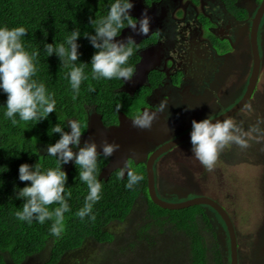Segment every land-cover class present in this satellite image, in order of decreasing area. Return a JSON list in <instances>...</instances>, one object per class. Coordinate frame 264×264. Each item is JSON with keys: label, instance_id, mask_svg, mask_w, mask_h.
Listing matches in <instances>:
<instances>
[{"label": "trees", "instance_id": "trees-1", "mask_svg": "<svg viewBox=\"0 0 264 264\" xmlns=\"http://www.w3.org/2000/svg\"><path fill=\"white\" fill-rule=\"evenodd\" d=\"M145 1L147 4L150 3V0ZM223 1L229 10L233 9L241 16L242 9H237L233 5L237 0ZM113 2L114 0H0V26H24L28 30L26 37L23 38L26 49L40 52L35 78L46 84L49 91L55 94L57 101L56 111L50 113L46 119L35 124L19 121L17 116L18 123L12 125L3 115L7 94L0 90V264H7V256L15 264H21L27 258L44 251H47V258L40 264H60L63 257L79 250L89 240L99 245H114L115 235L108 230V226L112 222L125 221L135 203L141 199H145L146 213L160 227V232L162 225H171L186 234L189 242L188 264H208L203 239L200 236L201 222L198 220L202 206L179 210H166L156 206L147 193L143 164L130 166L132 170L144 176L143 181L134 190L125 187L127 176L121 178L118 175L119 170L111 173L107 180L98 175L103 191L102 199L93 207V213L96 215L94 222L88 217L81 220L76 215L83 207L88 188L78 178L79 166H75L74 162L64 164L62 167L68 174L66 187L72 196L68 201L71 211L65 213V230L60 237L51 234V220L44 224L33 221L29 225L15 216V212L22 210L23 207V200L15 198L16 186L22 188L30 183L18 179L19 166L23 163L34 165L39 162L47 169L57 164L55 157L47 155V146L59 139L58 133L49 135L52 127L57 123L66 125V120L72 118L82 121L86 128L88 114L92 110L102 115L105 125L116 123L117 111H123L125 104L133 100L132 96L122 90L123 80L92 79L90 62L97 50L87 37L81 35L77 41L81 55L75 63L88 64L85 68L88 79L81 84L78 94L73 93L67 78L69 69L63 66L56 53L51 56L45 54L46 43L62 41L64 36L77 27L82 34L94 33L90 18L106 16ZM145 43L146 41L136 43L137 51L130 58L131 64L137 63L139 60L137 52ZM65 130L69 131V128L66 126ZM105 160L106 158L101 155L98 161L99 174ZM56 206L58 205H50L49 208ZM147 228L146 224L138 228L139 231L134 233L135 240L126 244L127 249L133 248L134 252L140 248V251L146 252L145 249L150 250L154 247L156 241L148 237ZM117 249L121 253L115 252L108 264H112L114 259L124 258L126 247L120 244L117 245ZM131 262L128 259L126 262L117 261L116 264H145L141 261Z\"/></svg>", "mask_w": 264, "mask_h": 264}, {"label": "clouds", "instance_id": "clouds-1", "mask_svg": "<svg viewBox=\"0 0 264 264\" xmlns=\"http://www.w3.org/2000/svg\"><path fill=\"white\" fill-rule=\"evenodd\" d=\"M133 8L134 0H114L106 16L90 18L94 33L84 32L82 34L77 27L64 36L62 41L55 40L53 43L45 44L46 56L56 53L63 66L69 69L67 78L74 94L80 92L81 84L88 79L85 72L88 64L75 63L81 55L77 43L81 35L87 37L97 50L90 62L92 79H116L127 82L134 77L135 65L139 60L135 65L129 61L137 51V42L132 36L126 39L116 38L121 37L122 30L128 27L138 35H148L151 28V17L145 10L140 18H136L131 14ZM26 33L28 30L24 26H0V90L7 94L3 115L11 121L12 125L18 123L17 116L19 121L36 124L56 111L57 105L55 94L49 91L43 81L35 78L39 63L37 58L40 52L26 49L23 39ZM166 106V101H161L158 111L164 112ZM89 112V114L98 113L93 110ZM154 119L155 113L145 111L142 114L137 113L132 124L134 127L149 129ZM66 126L70 131L65 130ZM84 131L82 121L77 119H67L66 125L57 123L51 128L49 135L58 133L59 139L47 146V155L56 158V166L44 169L39 162L34 165L23 163L19 166L18 179L30 183L22 188L16 186L15 189V198L23 200L22 210L15 212L18 220L26 221L29 225L33 221L44 224L51 220V234L56 237L63 234L65 213L71 211L68 201L72 193L66 187L68 174L62 166L69 162H74L75 166H79L78 178L88 188L83 207L76 215L81 220L85 217L93 222L96 220L93 207L102 199L103 191L101 180L98 179V161L101 155L105 158L111 157L120 145L105 140L99 145L101 150H98L95 141H86L81 147L80 141ZM253 133H260L261 136L258 138L264 139V129L258 125H252L248 131H245L242 124H237L230 117L219 120L211 115L200 121L194 119L190 133L191 151L201 165L210 171L225 148L230 149L233 144L241 150L249 148L248 137H251ZM125 174H127L125 184L127 189L134 190L144 179L142 174L130 169H122L118 173L121 178H124ZM50 205L58 206L50 209Z\"/></svg>", "mask_w": 264, "mask_h": 264}, {"label": "flooded vegetation", "instance_id": "flooded-vegetation-1", "mask_svg": "<svg viewBox=\"0 0 264 264\" xmlns=\"http://www.w3.org/2000/svg\"><path fill=\"white\" fill-rule=\"evenodd\" d=\"M169 1L172 0H150L149 4L144 3L145 7H154L155 9V13L151 11L149 14L155 23V27L150 30L145 38L137 42L139 44L146 41L137 53L139 56L142 51H146L149 56L148 62L152 66H149L145 80L123 81L122 89L128 91L133 100L125 104L123 111H117V122L105 125L101 118L103 125L108 128L118 126V114L120 112L132 119L137 113H142L144 110L161 114L166 121V129L169 135L165 139L163 138L164 140L158 141L153 138L149 142L147 159L160 147L175 141L192 130L194 119L200 121L211 115L214 118L223 115L242 98L247 84H241V80L242 77H245L248 83L253 64L250 38L253 20L262 3V0H252L253 9L251 10L248 5L245 7L239 4L240 0L235 1L234 7L242 9L240 16L233 9L229 10L223 0H197V2L181 0L177 4H172L171 10L166 11L165 5ZM211 6L215 9L214 12H211ZM143 9L145 10V8ZM256 39L260 55V71L256 87L248 102L256 93L262 70H264V12L259 19ZM241 58H243L242 64ZM137 70L136 66V73ZM242 89H244L243 92ZM220 91L223 92L218 96L217 93ZM226 91L227 93L229 91V96H227ZM221 97H226L225 100L229 103H224ZM213 99L222 100L214 106L212 105L215 101ZM161 101H166L167 106L164 112L160 113L158 107ZM238 112L230 118H233ZM189 140L190 138L175 143L173 147L154 159L153 168L157 195L171 202L205 197L213 200L225 210L226 207L222 204L223 198L218 190L203 191L198 187V184L189 183V181L185 185L170 186L172 188H165L166 190L160 189L158 179L160 167L170 159L182 164L181 158L186 157L188 153L187 149L182 148V146ZM80 146L84 145L80 143ZM109 160V157L106 158L101 172ZM139 164L144 165L146 172V163L141 162ZM139 164H135L132 159L128 160L130 170H132L131 165ZM193 185L197 186L193 187ZM200 206L202 208L198 220L201 222L200 236L203 239V247L208 257L207 263L220 264V249H218L216 238L221 234L224 245L225 243L227 245L224 252L228 255L224 257L225 264L226 262L231 264L228 231L222 217L209 205L201 204ZM225 212L234 227L238 264H241L243 257L241 255L240 259L238 249L240 234L230 210L229 212L225 210ZM262 236L258 254L256 252L257 255H260V261H264V234Z\"/></svg>", "mask_w": 264, "mask_h": 264}, {"label": "rangeland", "instance_id": "rangeland-1", "mask_svg": "<svg viewBox=\"0 0 264 264\" xmlns=\"http://www.w3.org/2000/svg\"><path fill=\"white\" fill-rule=\"evenodd\" d=\"M180 1H169L165 5L166 11L173 8L172 4H177ZM144 3L145 0H134V8L131 10V14L138 13L139 8H145L148 14H151V11L155 13L154 7H145ZM239 4L245 7L248 5L251 10L253 9L252 0H240ZM210 9L211 12L215 10L212 6ZM135 17L137 18V15ZM124 33L125 36H134L135 34L130 28L127 31L125 30ZM242 59L240 60L241 64ZM241 84H247L245 77H242ZM221 92L223 91L217 93L218 96ZM226 94L229 96V91L228 93L226 91ZM225 98H222L224 103H229ZM222 99H213L215 101L212 102V105H218ZM233 119L237 124H242L245 131H248L252 125H258L261 129H264V70H262L258 89L253 98ZM260 136V133H253L251 137H248L250 147L247 149L241 150L235 144L230 149L225 148L220 153L216 165L210 171L206 170L200 161L195 158L191 151V140H189L182 146L188 152L186 157L181 158L183 163L180 164L171 159L167 160L160 167V173L158 174L161 190L185 185L188 181L189 183L198 184V187L203 191L218 190L223 198L222 204L226 207L225 210H228V212L230 210L240 234L238 249L240 259L241 255L243 257L241 264H264V261H260V255H257L264 234V139L258 138ZM175 167L176 169H174ZM195 186L197 185H193V187ZM144 203L143 199L136 202L125 221L112 222L108 226V230L115 235L114 245H99L93 240H89L79 250L63 257L60 264H108L115 255L114 253L119 252L117 245L120 244L126 247L128 251L125 250L122 260L114 259L112 264H116L117 261L119 263L126 262L128 259L130 262L141 261L145 264L147 262L148 264H188L190 257L186 234L171 225H162V231L160 232V227L146 213ZM145 224L148 225L146 230L148 237L150 236L156 241L154 247L150 250L145 249L147 253L143 252L144 250L140 251V248L134 252L133 248L127 249L126 244L128 241H134V233L139 231L138 228L145 226ZM216 241L218 249H220L219 262L225 264L224 257L228 255L224 252L227 245L226 243L224 245L221 234L217 236ZM46 258L47 251H44L27 258L21 264H40ZM6 263L15 264L8 256Z\"/></svg>", "mask_w": 264, "mask_h": 264}, {"label": "water", "instance_id": "water-1", "mask_svg": "<svg viewBox=\"0 0 264 264\" xmlns=\"http://www.w3.org/2000/svg\"><path fill=\"white\" fill-rule=\"evenodd\" d=\"M137 12L138 13L132 15L134 17L135 15H137V18H140L142 14L145 12V10L143 8L141 9L139 8ZM263 12H264V0H262L261 6L257 12V16L253 20V26L250 36L253 64L248 79V83L246 86V90L242 98L237 102L236 105H234L225 114L216 117V119L223 120L225 117H230L234 113L238 112L241 108L244 107V105L251 98L252 93L256 87L259 71H260V55H259L257 39H256V30L259 23V19L262 16ZM153 27H155V23L153 22V20H151L150 30L153 29ZM128 28L123 29L121 37H118L116 39H126L128 36H125L124 31L125 30L127 31ZM146 36L147 35H138L137 33H135L134 36L132 37H134L136 42H138L141 39L145 38ZM148 57L149 56L148 53H146V51L144 52L142 51L139 54V61L136 64L138 70L137 73L135 72L132 80L143 81L146 79L148 68L151 65L148 62ZM145 111H148L150 113H155V119L153 121L152 127L149 129L134 127L132 124L133 119L127 117L123 112H120L118 114V122H119L118 126H110L108 128L103 125L101 121L102 116L100 114L93 112L88 115L86 132L81 136L80 143L84 145L86 141H95L98 145V150H101L99 149V145H101V143L105 140L108 142H115L120 145L119 149H117L112 154V156L109 157L110 160L107 163V165L103 168L99 177L100 178L103 177L105 180H107L113 170L119 169L121 171L122 169H129L128 168L129 159L134 160L135 164L145 162L148 196L150 200L159 208L166 210H179L201 204L209 205L222 217L226 225L229 242H230L231 264H238L237 243H236L234 227L228 215L226 214L225 210L219 204L205 197H195L181 202H169L160 198L157 195V192L155 190V174L153 168L154 159L159 154L164 153L169 148L173 147L175 143H179L190 138L191 130L186 134H184L183 136H181L180 138L176 139L175 141H171L166 145H164L163 147H160L157 151L152 153L149 159H147L149 142L153 140V138H156L158 141H161L163 138L165 139L169 135V133L166 129L167 127L166 121L163 119L161 114L150 110H144L142 111V113ZM213 122H215V120ZM126 175L127 174H125V177Z\"/></svg>", "mask_w": 264, "mask_h": 264}]
</instances>
